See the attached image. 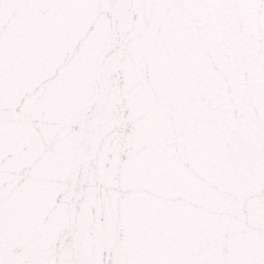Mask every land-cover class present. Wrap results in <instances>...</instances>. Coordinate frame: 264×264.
<instances>
[{
	"label": "snow or ice",
	"instance_id": "snow-or-ice-1",
	"mask_svg": "<svg viewBox=\"0 0 264 264\" xmlns=\"http://www.w3.org/2000/svg\"><path fill=\"white\" fill-rule=\"evenodd\" d=\"M0 264H264V0H0Z\"/></svg>",
	"mask_w": 264,
	"mask_h": 264
}]
</instances>
